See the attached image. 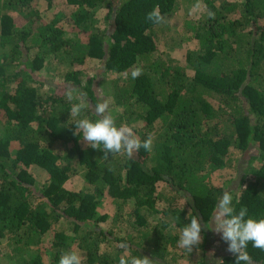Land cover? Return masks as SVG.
Returning a JSON list of instances; mask_svg holds the SVG:
<instances>
[{
  "label": "trees",
  "instance_id": "1",
  "mask_svg": "<svg viewBox=\"0 0 264 264\" xmlns=\"http://www.w3.org/2000/svg\"><path fill=\"white\" fill-rule=\"evenodd\" d=\"M36 1L0 0V240L6 239L0 264L5 248L10 264H59L69 250L80 253L83 264H119L121 243L130 245L131 256L156 264H184V259L235 264L231 253L213 260L209 243L194 252L196 258L184 249L175 253L180 247L174 230L190 223L189 209L210 223L226 189L211 184L209 175L229 166L232 149L242 156L237 175L226 182L239 198L233 206L237 213L247 207L248 217L264 219V0L221 7L201 0L208 13L186 23L197 50L186 54L185 65L154 56L157 25L146 21L157 5L162 15H174L178 0H65L72 11L66 28L52 22L36 34L19 35L18 21L8 11L33 19L39 15ZM44 1L53 6V0ZM35 47L38 53L30 58ZM50 58L71 67L96 59L101 71L117 74L114 98L122 110H111L112 115L141 141L151 134L152 151L141 148L131 159L118 154L105 160L102 151L80 147L75 121L68 123L72 103L57 96L59 87L53 95L42 94L21 79L39 74ZM136 67L142 74L133 79ZM95 77L82 83L78 70L62 75L66 89H79L93 106L101 100ZM59 143L71 149L61 155L49 148ZM32 166L45 171L41 186ZM76 171L88 189L66 187ZM106 195L117 204L113 216L100 212ZM178 197L188 208H173ZM127 217L134 219L132 232L120 236L115 223ZM202 236L209 240L208 229ZM247 252L253 264H264V250L249 244Z\"/></svg>",
  "mask_w": 264,
  "mask_h": 264
},
{
  "label": "rangeland",
  "instance_id": "2",
  "mask_svg": "<svg viewBox=\"0 0 264 264\" xmlns=\"http://www.w3.org/2000/svg\"><path fill=\"white\" fill-rule=\"evenodd\" d=\"M240 2V0H212V3H214L216 6L221 7L225 3H235ZM179 3V9L177 12L167 17V22L161 25L156 26V46L157 50L154 53V56H161V57H167L168 60L172 61L174 64H182L185 65L186 63V54L187 53H194V51L197 50V41L194 40L191 37V31L187 29V22L188 21H195L196 23L200 21V18L203 17V15L208 13V9L206 8V5L203 1H201V8L197 11H193V6L195 5V1L193 0H178ZM34 8L38 11L39 15L35 16L33 19L25 20L19 17L16 12H12L11 10L8 11V13L12 14L14 17H16L18 21V29H21L20 31L17 30V33L21 35L22 33H27L32 31V34H36L40 28H42L44 25H49L52 22H56L57 26H64L66 28L67 24L65 22L69 20L70 14H72V11L70 8H68L65 5V0H53V6L49 7L48 3L44 0H37L34 3ZM103 10L99 9L97 11V17H102ZM101 21V20H100ZM68 23V22H67ZM66 37H75L73 34H66ZM38 53L37 47L34 49H31L29 51V57L33 58L35 54ZM25 57V55H23ZM3 59H6L3 58ZM16 63V62H15ZM12 63V64H15ZM1 64V63H0ZM44 68L42 69L39 74L32 76L30 79L22 76L25 84L27 86L35 87L40 93L47 94V95H53V89L56 91L57 87H59V91L57 92L58 97H66V84H64L62 75L69 71H79V77L82 80V83H85L86 81L91 80L92 75L96 74V77L93 78V85L94 88L99 92L100 101L103 99H107L110 101V110H114L116 114H118L122 108L115 105V84L117 83L116 80H118V75L113 73H104L100 70L99 61L96 59H88L84 62L82 66L78 67H71L67 63H60L58 60L54 58H50L47 60L46 63L43 64ZM190 72V70H188ZM191 73V72H190ZM67 101V100H65ZM69 102V101H67ZM76 101H73L71 103H74ZM85 111L81 114L83 116ZM91 114L94 115V111H91ZM88 116L87 118L90 120H95L94 116ZM71 118V115H70ZM74 118L73 121H75ZM79 146L82 148L89 147L86 142H83L82 139L79 141ZM43 146H46L47 144H42ZM48 146V145H47ZM51 149H54L56 151H59L61 155H64L67 153L68 149H71V146L65 147L61 143L55 144L53 147H49ZM13 150H15V147L12 146ZM230 161L229 166L227 165L224 168L215 170L210 173L209 175V182L217 187H223L226 190H228V180L232 177L236 176L238 171L236 170L237 161L241 159V155L237 150H230ZM241 168L243 170L244 164H241ZM30 171L35 174V176L38 179V184L41 186L43 183H45L46 180V174L45 171L37 166H32L30 168ZM66 187L68 189L72 190H86L88 189V184L85 182L82 174L79 171H76L75 173L72 172L70 178L66 182ZM162 186H160L159 190H161ZM161 192V191H160ZM167 204V201H162L160 207L163 208ZM174 209L181 210L182 207H187V204L185 202V198L178 197L176 201H173L172 204ZM188 208V207H187ZM117 204L113 202V199L106 195L103 205L100 207L101 213L109 214V216H113L116 212ZM214 216V215H213ZM213 218L210 221L209 224V230H208V238L206 241L203 238L202 243L198 246L193 248L192 252L186 251L187 254H191L195 258L197 257V254L194 255V252H201L203 249L207 248V254L212 257L213 260H219L220 257L228 254L229 252L226 251L228 245L221 239V236L216 234L214 231L211 230ZM132 222H134L133 218L127 217V220H123V222L118 223L116 222V233L120 236H127V232H132ZM154 222L161 225L160 219L156 217L154 219ZM106 225V228H109L110 225L107 223H101V226ZM174 233L178 235L177 237V245L178 240L180 236V230L177 229L174 230ZM215 233V237H212V234ZM127 238V237H126ZM44 240L46 242V246L50 245L51 242V233H48ZM1 245L6 244V239L2 238L0 240ZM209 243V246L207 245L205 247V244ZM72 248L74 245L72 244ZM117 247V246H115ZM171 246H168V249H170ZM183 248L180 247V249L174 248L173 251L175 253H178L182 251ZM7 249L5 248L3 251H1V257L3 264H10L8 258L5 257ZM80 254V253H79ZM81 255V254H80ZM192 258V257H191ZM49 262V260H47ZM184 264H189L188 260L184 259Z\"/></svg>",
  "mask_w": 264,
  "mask_h": 264
},
{
  "label": "clouds",
  "instance_id": "3",
  "mask_svg": "<svg viewBox=\"0 0 264 264\" xmlns=\"http://www.w3.org/2000/svg\"><path fill=\"white\" fill-rule=\"evenodd\" d=\"M201 8V0H196L193 11ZM209 15H214L209 12ZM146 21L154 25H161L167 22V17L162 15L159 6H154L153 10L146 15ZM142 74V69L134 68L131 72L133 79ZM66 100L71 104V123L74 118L81 117L86 110H93L98 117L96 120L88 118L75 119L74 135L81 137L83 142L94 150L103 152V159L109 156L123 155L131 159L141 148L147 152L153 149L154 137L149 134L147 139L141 141L134 133L133 128L128 125L117 126L116 119L110 110V101L103 99L91 105L85 98V94L77 88L69 87L66 92ZM102 146V147H101ZM234 199L239 202L238 195L234 197L231 191L225 190L213 216L211 230L221 236V239L228 245L226 251L236 258L235 264H253L251 256L247 252L249 244L253 248L264 250V219H254L248 217L247 207H241L237 213L233 206ZM187 219L190 223L180 229L178 246L189 252L198 247L202 241V233L208 229V222L202 221L201 217L194 214V210L189 209ZM123 249V254L119 257V264H156L155 260L142 256H131L128 243L119 245ZM223 260L217 264H223ZM59 264H83L81 255L75 250L61 253Z\"/></svg>",
  "mask_w": 264,
  "mask_h": 264
}]
</instances>
